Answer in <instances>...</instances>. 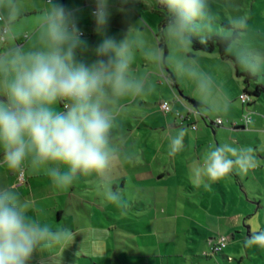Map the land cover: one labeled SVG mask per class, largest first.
I'll use <instances>...</instances> for the list:
<instances>
[{"label": "crops", "instance_id": "1", "mask_svg": "<svg viewBox=\"0 0 264 264\" xmlns=\"http://www.w3.org/2000/svg\"><path fill=\"white\" fill-rule=\"evenodd\" d=\"M63 3L79 10L78 26L88 46L77 51L80 58L93 61L95 47L106 38L129 43L127 78L139 84L140 91L109 105L110 146L121 163L105 176L77 173L74 185L58 191L42 172L34 174L28 161L20 183V176L3 169L0 149V185L19 187L42 222L73 232L74 243L63 251V264H264V249L244 243L253 230L264 231V102L263 94L249 104L240 99L247 87L253 91L258 84V79L246 84L238 75L250 71L248 64L242 67L230 47L229 55L238 64L191 46L182 53L171 50L166 26L156 27L150 16L137 10L143 0H109L111 16L102 34L96 32L92 16L95 0ZM43 10V0H0V15L6 18L0 21V53L18 44L25 51L39 48L37 25ZM6 25L9 32L3 41ZM201 82L206 84L203 90ZM163 102L171 103V112L161 109ZM59 104L62 108L63 102ZM248 113L252 122L245 125ZM218 118L222 125L216 124ZM184 129V147L169 155L171 139ZM212 144L251 147L256 167L246 173L234 168L215 182L202 177L197 183L192 168L202 163ZM59 170L68 171L64 165ZM109 188L119 202L106 198ZM221 236L228 244L214 253ZM77 245L85 248L78 256Z\"/></svg>", "mask_w": 264, "mask_h": 264}, {"label": "clouds", "instance_id": "2", "mask_svg": "<svg viewBox=\"0 0 264 264\" xmlns=\"http://www.w3.org/2000/svg\"><path fill=\"white\" fill-rule=\"evenodd\" d=\"M159 2L169 14L166 34L190 46V35L207 22L208 0ZM43 4L37 25L40 47L25 51L18 44L0 53V149L4 170L24 175L28 161L34 174L42 172L56 190L63 191L74 185L77 173L105 176L117 171L121 161L110 146L109 105L138 93L140 86L127 78L131 60L127 39H103L95 47L96 58L88 62L77 55L88 47L78 26L79 10L66 7L63 0H43ZM92 16L96 32L104 33L111 16L109 0H95ZM199 87L203 90L206 84ZM185 135V129L179 130L171 139L169 155L181 151ZM59 165L68 171L61 173ZM255 167L251 147L212 144L192 172L197 183L202 177L215 182L234 168L246 173ZM13 183L18 185L19 180ZM22 196L27 197L19 187L0 185V264H63L62 253L74 243L73 232L61 224L54 228L53 222H42L33 214L32 200ZM106 198L119 202L111 188ZM120 203L128 207L127 202ZM244 243L264 249V231L253 230ZM84 250L77 245L75 254Z\"/></svg>", "mask_w": 264, "mask_h": 264}, {"label": "rangeland", "instance_id": "3", "mask_svg": "<svg viewBox=\"0 0 264 264\" xmlns=\"http://www.w3.org/2000/svg\"><path fill=\"white\" fill-rule=\"evenodd\" d=\"M143 3L144 6H137L139 13L150 16L156 27L162 24L163 18L156 12L158 1L143 0ZM238 17L241 18L240 23H234ZM225 24L238 29L241 36L239 45L233 43L230 50L239 56L242 67L247 63L250 71L258 76L257 83L264 85V0H208L207 22L191 35L203 38L214 33L232 35L234 30L225 27ZM169 48H176L182 53L184 46L172 38ZM185 48L190 50L189 46ZM261 99L264 102V93Z\"/></svg>", "mask_w": 264, "mask_h": 264}, {"label": "trees", "instance_id": "4", "mask_svg": "<svg viewBox=\"0 0 264 264\" xmlns=\"http://www.w3.org/2000/svg\"><path fill=\"white\" fill-rule=\"evenodd\" d=\"M158 1V7H157V14H159L163 18L162 25L166 26L167 22L169 20V14L167 13V10L160 6V2ZM225 27L229 29H233L232 35H220V34H209L207 36L203 37H194L190 36V39L192 40V44L190 45L193 51H203L206 53H218L221 55L224 59H233L236 64H238V60L232 56L229 55V47L237 42L240 39V35L238 34V29L233 28L232 26L225 24ZM161 47H165L164 42L161 41ZM238 75L240 77H243L244 82L246 84H249L250 81H256L258 79L257 75L252 73L251 71L246 72H238ZM249 94L251 97H258L264 93V86L257 84L255 90L251 91L247 87L245 89V92ZM253 99V98H252ZM197 107H200V104L195 103Z\"/></svg>", "mask_w": 264, "mask_h": 264}, {"label": "built area", "instance_id": "5", "mask_svg": "<svg viewBox=\"0 0 264 264\" xmlns=\"http://www.w3.org/2000/svg\"><path fill=\"white\" fill-rule=\"evenodd\" d=\"M0 21L1 22H5L6 18L3 15H0ZM8 32H9V27L6 25L3 28V37H2L3 41L5 40V36L8 34ZM240 99H241L243 104H249L252 101V97L249 94H247V93H243L240 96ZM161 109L164 112L169 113V112L172 111V105H171L170 102H163L161 104ZM190 111L194 112V113H199V111L195 110V109H190ZM244 122H245V125H249L252 122L251 114L248 113V114L244 115ZM216 124L217 125H222L223 124V120L221 118H218L216 120ZM193 128L196 129L197 126L193 125ZM24 181H25V169H24V175L20 176V183H23ZM227 244H228V238L225 237V236H221L219 238L217 244L215 245L214 249H213L214 253H218V252L223 251L226 248Z\"/></svg>", "mask_w": 264, "mask_h": 264}]
</instances>
